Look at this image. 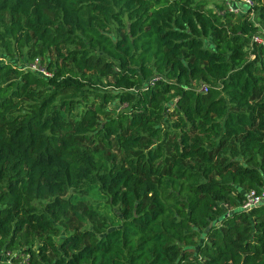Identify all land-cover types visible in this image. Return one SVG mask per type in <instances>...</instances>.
I'll return each mask as SVG.
<instances>
[{"label":"trees","instance_id":"obj_1","mask_svg":"<svg viewBox=\"0 0 264 264\" xmlns=\"http://www.w3.org/2000/svg\"><path fill=\"white\" fill-rule=\"evenodd\" d=\"M250 1L0 0V251L27 258L13 264H264V203L240 209L264 191Z\"/></svg>","mask_w":264,"mask_h":264},{"label":"built area","instance_id":"obj_2","mask_svg":"<svg viewBox=\"0 0 264 264\" xmlns=\"http://www.w3.org/2000/svg\"><path fill=\"white\" fill-rule=\"evenodd\" d=\"M234 2H240L242 4V8H240L236 3ZM234 2L232 1L231 3H226V11L228 13H232V14H242L244 9H250L253 7V2L250 0H234ZM252 43L256 44V45H261L263 44L262 39L259 36H253L252 37ZM27 68L36 73V74H40L43 77H51V75L44 69L42 68L39 63L38 60H34L32 63H30ZM161 79L159 77H153L150 79L149 81V86H153L155 85V83H157L158 81H160ZM202 90L204 92H206V88L203 87ZM264 203V194H257L255 191H249L248 193H246L245 198L240 206V209L242 211H244L245 213L250 212L254 207H257L261 204ZM230 213V211H229ZM5 254V257L3 259L2 262H0L1 264H13V259L14 258H21L23 259L24 257L22 255H18L16 253H10V252H5L3 253V255ZM3 255H1V257H3ZM22 263H27V258L23 259Z\"/></svg>","mask_w":264,"mask_h":264},{"label":"rangeland","instance_id":"obj_3","mask_svg":"<svg viewBox=\"0 0 264 264\" xmlns=\"http://www.w3.org/2000/svg\"><path fill=\"white\" fill-rule=\"evenodd\" d=\"M207 1H208V7H212V8H214V7H215V4L217 3L218 0H207ZM232 1L234 2V0H225V2H224V5H225V6H224V7H226V3H227V2H228V3H231ZM234 3H236L240 8H242V4H241L240 2H234ZM246 11H247L246 9L243 10V15L247 14ZM248 17L251 18L252 16L249 15ZM258 36L262 39L263 44H264V31H263V30L259 31ZM263 44H261V46H262ZM257 46H258V45H257ZM2 60H3V59L0 58V62H1ZM121 107H123V106H116L117 111H118L119 109H121ZM109 109H111L110 106H108L107 110H109ZM111 153L116 154L117 157H118V159H122V157H123L122 152L119 151V150H115V148L111 151ZM262 194H264V191L262 192ZM106 212H107V210H104V213H106ZM109 216H110V215L108 214V217H109ZM74 226L77 227V228L79 227L77 223H74ZM197 239H200V238H197ZM3 253H5V252L0 251V262H2L3 259H4V257H5V254L3 255ZM13 253H15V252H13ZM16 254H17V253H16ZM1 255H3V257H1Z\"/></svg>","mask_w":264,"mask_h":264}]
</instances>
